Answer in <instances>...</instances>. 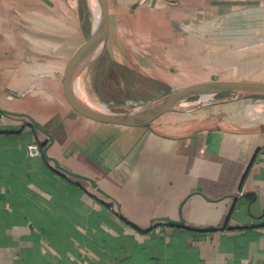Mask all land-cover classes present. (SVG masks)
Instances as JSON below:
<instances>
[{
    "label": "crops",
    "instance_id": "crops-1",
    "mask_svg": "<svg viewBox=\"0 0 264 264\" xmlns=\"http://www.w3.org/2000/svg\"><path fill=\"white\" fill-rule=\"evenodd\" d=\"M100 4L98 93L264 82L215 79L247 37L207 32L246 28L264 0ZM93 25L89 0H0V264H264V104L99 122L77 87Z\"/></svg>",
    "mask_w": 264,
    "mask_h": 264
},
{
    "label": "rangeland",
    "instance_id": "rangeland-1",
    "mask_svg": "<svg viewBox=\"0 0 264 264\" xmlns=\"http://www.w3.org/2000/svg\"><path fill=\"white\" fill-rule=\"evenodd\" d=\"M249 20L247 21L246 28L237 29H211L208 30L209 36L220 37L223 36V40H228L229 37L246 36L247 44L235 46V45H225V47H239L241 51L239 54L230 59H224L222 62L215 64V79H261L264 80V10L258 13H249ZM207 35V36H208ZM101 53L92 61L88 76L93 75L92 86L90 90L87 89V79L86 78V89L88 95L94 100V97L100 101L106 109L109 110H123L125 106L127 107H142L153 103L160 98L164 97L163 91L160 86L155 84L149 85L148 80L140 77H133L132 81L137 85L136 88L139 89L138 92H116V91H106L98 93L95 86V74H96V64L97 59L102 54ZM139 86V87H138ZM104 99L107 102H104ZM244 101H255L259 100L264 104V96H237L235 94H220L218 96L208 97L206 99H191L180 109L184 111H190L192 109H198L208 106L226 105L230 102L244 103ZM109 103V104H106ZM109 105V106H108ZM110 106H115L117 109L107 108ZM123 108V109H122ZM264 109V105H263Z\"/></svg>",
    "mask_w": 264,
    "mask_h": 264
},
{
    "label": "water",
    "instance_id": "water-1",
    "mask_svg": "<svg viewBox=\"0 0 264 264\" xmlns=\"http://www.w3.org/2000/svg\"><path fill=\"white\" fill-rule=\"evenodd\" d=\"M89 2L96 27L95 32L92 33L88 51L79 66L77 87L83 108L95 120L116 125L142 126L150 124L165 113L182 110L180 109L182 105L191 99H205L227 93L237 96H264V82L233 80L213 82L172 93L132 110H109L99 107L87 93L86 78L92 61L101 53L105 45L106 28L100 0H89Z\"/></svg>",
    "mask_w": 264,
    "mask_h": 264
},
{
    "label": "built area",
    "instance_id": "built-area-1",
    "mask_svg": "<svg viewBox=\"0 0 264 264\" xmlns=\"http://www.w3.org/2000/svg\"><path fill=\"white\" fill-rule=\"evenodd\" d=\"M25 150H26L27 156L30 158L36 157L40 153V148L37 144H28Z\"/></svg>",
    "mask_w": 264,
    "mask_h": 264
},
{
    "label": "bare ground",
    "instance_id": "bare-ground-1",
    "mask_svg": "<svg viewBox=\"0 0 264 264\" xmlns=\"http://www.w3.org/2000/svg\"><path fill=\"white\" fill-rule=\"evenodd\" d=\"M96 25V21L94 19V32H95V26ZM92 80H93V75H92V72L91 74L88 76V79H87V89L90 90V93H92V90H91V86H92ZM93 94V93H92ZM204 99V98H203ZM206 99V98H205ZM99 107L101 108H105V106L100 102L98 101V99H96V97H94V100H93Z\"/></svg>",
    "mask_w": 264,
    "mask_h": 264
}]
</instances>
